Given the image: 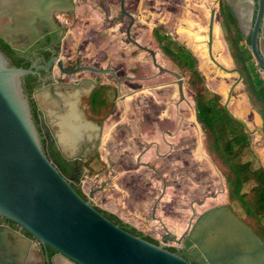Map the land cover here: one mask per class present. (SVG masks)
Segmentation results:
<instances>
[{"label": "flooded vegetation", "instance_id": "1", "mask_svg": "<svg viewBox=\"0 0 264 264\" xmlns=\"http://www.w3.org/2000/svg\"><path fill=\"white\" fill-rule=\"evenodd\" d=\"M80 1L82 0H0V48L13 64L35 70L24 75V86L29 95L33 117L44 148L49 157L59 164L63 173L73 178V183L80 186L87 194L83 189L84 178L95 161L98 167L105 165L107 171H113L115 174L118 161L126 157L138 162H146L181 156V153L174 154V151L179 150L182 141L180 136L184 116L181 103L184 99L179 92L178 77L171 72L160 70L154 63V53L157 60L158 56L161 58L165 56L175 64L172 69L181 72L179 63L167 53L157 39L154 32L156 25L151 29L155 46L141 42L139 45L129 39L127 28L126 38L136 48L148 53L153 65L160 72L136 73L133 70L135 67L133 62L126 72H119L112 59L105 64L88 61L79 50V46L66 45L69 25L78 15L77 8ZM218 6L223 45L227 46L233 63L229 68L238 67L242 73V78L235 87L243 82L248 96L245 85L248 68L254 76L257 74L264 81V65L258 63L252 47L261 1L218 0ZM224 8L227 9L226 12L231 9L233 13L235 24L232 23V27L223 23ZM121 13L120 6V13L115 18L122 20L127 16L130 23L131 17L126 14L121 16ZM158 25L162 26L161 33H170L178 39L163 24ZM228 36L232 38L237 58L231 51V40ZM206 42L208 44V39ZM256 44L264 60V1ZM158 62L163 64L159 60ZM85 64L111 68L115 73L97 72L92 69L75 70L79 65ZM162 72H167L171 76L167 77ZM235 72L237 76L231 86L239 78L238 71L231 73ZM250 104L253 105L251 101ZM253 107L256 109L254 105ZM256 112L260 115L262 123L257 131L264 139V119L257 109ZM117 143L123 145V149L119 152H116L114 147ZM134 150L138 152L135 154ZM108 161L114 162L109 166V163L105 164ZM110 185H114L113 182L105 178L99 185L93 187L96 189L93 197L95 204L100 205L95 201L97 192L103 193ZM230 188L227 189L226 201L205 208L196 218L190 220L186 230L180 235L164 229L158 233L161 237L157 238L154 232L159 227L152 228V232L141 230L154 236L158 243L168 236L166 242L168 248L172 247L195 264H209L198 248L197 242L203 241L214 226L199 229L197 232H192L191 229L199 216L219 205H227L247 222L232 205ZM156 209L157 205L154 213L152 209L151 217L159 221L161 219L157 217ZM0 224L7 225L32 239L28 264H79L52 246L42 243L27 229L1 214ZM160 224L164 225L162 221Z\"/></svg>", "mask_w": 264, "mask_h": 264}, {"label": "water", "instance_id": "2", "mask_svg": "<svg viewBox=\"0 0 264 264\" xmlns=\"http://www.w3.org/2000/svg\"><path fill=\"white\" fill-rule=\"evenodd\" d=\"M255 25L253 51L259 64L256 35L262 16L263 1ZM121 16L131 17L127 27L129 39L141 45L131 35L135 16L121 0ZM216 6L211 9L208 52L222 69L239 72L231 86L224 106L249 129L246 119L233 112L229 100L235 85L241 80L238 67L229 68L213 52ZM154 63L178 77L179 92L185 99V78L175 69ZM115 71L93 64L79 65L75 70ZM35 70L13 64L0 48V214L14 220L36 239L57 249L79 264H195L166 246L168 236L159 243L135 234L101 212L93 200L96 189L85 198L66 176L59 164L47 154L33 117L24 75ZM164 188L153 206V213ZM155 216V214H153ZM214 226L198 248L209 264H264V240L253 227L242 220L227 205H219L199 216L191 231ZM32 239L0 224V264H28Z\"/></svg>", "mask_w": 264, "mask_h": 264}, {"label": "rangeland", "instance_id": "3", "mask_svg": "<svg viewBox=\"0 0 264 264\" xmlns=\"http://www.w3.org/2000/svg\"><path fill=\"white\" fill-rule=\"evenodd\" d=\"M213 6L217 7L214 43L217 40L223 43L218 0H126V8L136 17L131 29L132 36L141 43L155 46L151 29L163 24L192 50L205 83L210 89L220 92L222 102H226L237 73L222 69L210 58L206 40ZM77 13L75 20L69 25L66 45L79 46L88 61L105 64L112 59L119 72H126L131 62L134 63L133 70L136 73L160 72L153 65L149 54L136 48L126 38L129 18H115L120 13V0H82L78 3ZM227 50V46H223L222 51L229 63L221 62L231 67L233 63ZM214 55L216 56L215 51ZM216 58L220 61L217 56ZM158 60L168 67H175L165 56H158ZM181 72L185 78V99L181 103L184 119L181 145L179 150L174 151V154L181 153V156L146 162L126 157L118 161L115 174L107 171L105 165L98 167L95 161L84 178L83 189L87 194L103 179H110L114 185L107 187L103 193L97 192L95 201L147 232L159 227L154 232L157 238L161 237L158 233L164 229L180 235L186 230L190 220L205 208L226 201L227 189L230 187L226 176L207 149L205 134L196 118L193 90L188 83L189 72L184 68ZM162 74L171 76L167 72ZM229 101V108L233 112L240 110V116L249 122L252 130H256L250 134L255 151L252 155L253 162L254 166L264 165V139L257 131L262 124L260 115L250 104L243 82L235 87ZM114 147L116 152L123 149V145L118 143ZM137 152L138 150H134L135 154ZM113 162L105 164L109 163L111 166ZM164 182L167 187L157 204L156 215L161 219L157 221L153 220L151 213L163 191ZM215 195L217 197L213 198ZM161 221L164 225L160 224Z\"/></svg>", "mask_w": 264, "mask_h": 264}, {"label": "trees", "instance_id": "4", "mask_svg": "<svg viewBox=\"0 0 264 264\" xmlns=\"http://www.w3.org/2000/svg\"><path fill=\"white\" fill-rule=\"evenodd\" d=\"M226 10L224 8L223 23L232 27L235 24L233 13L231 9L227 12ZM161 28V25L154 27L157 39L167 53L179 63L181 69L189 72L188 83L193 90L196 117L205 134L211 157L229 181L232 205L264 240V165L254 166L252 155L255 151L250 133L243 122L229 113L222 102L221 93L207 86L192 50L170 33H161ZM228 39L231 40V51L237 58L232 38L228 36ZM248 71L245 79L247 93L264 119V81L257 74L254 76L250 68ZM73 185L87 198L80 186L74 183ZM95 206L129 231L158 243L154 236L144 233L112 210L98 204ZM169 249L175 251L172 247Z\"/></svg>", "mask_w": 264, "mask_h": 264}, {"label": "bare ground", "instance_id": "5", "mask_svg": "<svg viewBox=\"0 0 264 264\" xmlns=\"http://www.w3.org/2000/svg\"><path fill=\"white\" fill-rule=\"evenodd\" d=\"M202 11V10H201ZM198 12V11H197ZM194 19V18H193ZM203 19H204V17H203ZM203 23V22H202ZM222 37V36H221ZM225 43V42H224ZM223 43L221 42V40L219 41V40H217V41H215V43L213 44V48H214V51L216 52V56L220 59V61H222L223 63H229V60H228V58L225 56V54L223 53ZM226 48V47H225ZM200 49V48H199ZM198 50V49H197ZM224 50H226V49H224ZM213 51V52H214ZM228 51V50H227ZM210 63V62H209ZM200 65V64H199ZM231 76V75H230ZM227 86V85H226ZM224 88V87H223ZM242 88V87H241ZM235 102V101H234ZM251 112V111H250ZM235 113L237 114V115H241V113L242 112H240V110H235ZM250 115V114H249ZM254 122V121H253ZM249 123V122H248ZM63 132V131H62ZM66 132V131H65ZM64 133V132H63ZM64 134H61V136H63Z\"/></svg>", "mask_w": 264, "mask_h": 264}]
</instances>
